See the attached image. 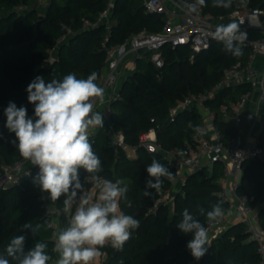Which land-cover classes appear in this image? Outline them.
I'll use <instances>...</instances> for the list:
<instances>
[{
	"label": "trees",
	"instance_id": "1",
	"mask_svg": "<svg viewBox=\"0 0 264 264\" xmlns=\"http://www.w3.org/2000/svg\"><path fill=\"white\" fill-rule=\"evenodd\" d=\"M247 2L253 8L264 10V0H232L227 9L213 7V0H205L202 7L214 16H227ZM108 3L109 0H51L42 9L39 0H0V168L22 158L14 143L15 134L5 127L4 110L12 102L18 108L25 107L28 116L34 117V105L29 103L26 89L36 76L50 82L69 73H74L78 79H86L93 72L98 75L105 67L107 50L104 43L108 35L107 44L111 46L123 43L143 30L155 33L163 27L161 16L146 14L143 0H115L110 34L104 25L93 29L84 27L86 21L97 22ZM23 7L26 9L20 11ZM240 48L243 54L237 57L228 52L221 41H213L210 49L197 54L185 46L176 49L166 46L162 68L144 59L134 70L127 72L120 98L111 104L108 121L89 136V140L101 161L102 170L96 174L100 178L98 181L101 184L105 179L123 181L121 187L126 185L128 191L126 199L119 200V208L139 220V228L132 231L131 238L117 255V249L110 244L100 248V253L105 256L103 264L260 263L257 244L248 240L243 223L230 226L199 260L193 258L187 248L192 235L182 233L177 227L185 209L204 226L209 221L206 215L199 214L198 208L207 212L214 204H220L227 212L228 206L220 197L219 180L223 177L220 163L211 170L201 168L189 175L185 184L176 189L171 204L160 201L173 188L171 178L162 177V186L158 190L147 189L152 195H144L149 178L146 167L153 160L167 167L172 175L174 168L165 161L162 153H149L140 147L141 136L156 129L157 142L164 150L186 155L196 129L202 124V114L199 109L192 108L172 119L171 109L189 95L208 92L220 82L226 68L246 60L250 49ZM246 90L247 86L223 90L209 102L217 114V128L226 137L233 136L235 128L224 121L220 108L236 101ZM112 131L124 134L128 150L136 151V157H131L125 149L116 151ZM88 175L80 170L82 190L78 191L67 211L64 196L54 201L61 211L64 228L69 225L80 195L93 186V182L86 179ZM238 193L253 198L254 204L260 207L264 227V161L252 158L244 163ZM26 223H31L33 228L41 227L33 235L30 230L23 229ZM17 235L25 237V252L37 241L46 243V252L51 257L48 264H54V230L47 214L44 192L33 183V178L0 189V256L8 259L9 264H18L6 252L11 239Z\"/></svg>",
	"mask_w": 264,
	"mask_h": 264
},
{
	"label": "built area",
	"instance_id": "2",
	"mask_svg": "<svg viewBox=\"0 0 264 264\" xmlns=\"http://www.w3.org/2000/svg\"><path fill=\"white\" fill-rule=\"evenodd\" d=\"M50 1L39 0L42 9H45ZM114 4L115 0H109L108 7L100 13L97 22L86 21L84 27L93 29L104 25L110 34ZM188 5H196V0H143L146 14L163 18L162 29L155 33L143 30L128 37L123 43L111 46L107 44L109 35L106 37L105 67L96 80L103 88L105 97L102 102L98 98L94 99L93 110L103 115L104 123L108 121L112 113V102L120 98L122 84L119 80L125 67H130L128 71H132L140 60L146 59L157 68H162L165 64L164 47L176 49L185 46L194 54L201 53L210 49L213 41H217L212 33L218 25L232 22L241 24L240 31L247 36L245 41L237 46L250 49L247 59L237 61L226 68L220 82L211 90L200 95L187 96L170 111L172 119L184 110L196 108L201 111L202 124L192 137L193 144L188 145V153L179 155L176 151L164 150L157 142L156 129H151L141 136L140 147L149 153H162L165 161L174 168L171 177L173 188L160 200L164 204L172 203L175 191H178L176 189L185 184L189 175L201 168L211 170L216 163H220L223 166V177L219 180L220 197L223 203L227 204L228 210L222 218L206 224V246L209 249L215 239L230 226L240 222L245 225L248 240L257 244L259 264H264V227L260 219V207L254 204L253 198L238 193L244 163L252 158L264 161V10L253 8L247 2L227 16H214L206 13L199 5H196L195 11H190ZM25 9L19 8L20 11ZM260 58L263 59L262 65L258 63ZM239 86H247V90L241 93L236 101L223 104L220 108L224 121L235 128V134L226 137L217 128V114L209 102L221 91ZM102 105L103 110H99ZM99 128L91 129L90 136ZM111 138L116 151L128 150L123 133L112 131ZM38 171L37 166H33L24 158L10 165H2L0 189L20 185L23 181L35 177ZM44 199L56 241L57 234L64 229L61 211L55 202L51 201L47 192H44Z\"/></svg>",
	"mask_w": 264,
	"mask_h": 264
},
{
	"label": "clouds",
	"instance_id": "3",
	"mask_svg": "<svg viewBox=\"0 0 264 264\" xmlns=\"http://www.w3.org/2000/svg\"><path fill=\"white\" fill-rule=\"evenodd\" d=\"M231 4L232 0H213V7L227 9ZM196 5L205 6V0H196ZM196 5H188L189 10L195 11ZM240 25L236 22L221 24L212 33L214 39L223 42L225 49L237 57L243 54L237 45L247 36L240 31ZM96 80L95 72L86 79L69 73L50 82L36 76L26 89L29 103L34 105V117L28 116L25 107L18 108L12 102L4 110L5 127L15 134L14 143L19 154L39 169L33 183L47 192L51 201L64 196L65 211L82 190L81 169L89 174L86 179L90 183L100 179L96 174L102 170L101 161L89 140L91 129L104 126L103 115L93 110L94 99L102 102L104 95ZM146 171L149 177L144 190L146 197L152 195L147 189L158 190L162 186V177H172L169 169L156 160ZM122 184L121 180H103L98 201L94 203L80 195L69 225L57 234L54 251L59 258L55 264H92L105 245L122 249L132 231L139 228V220L119 208V200L126 199L128 191L126 185L121 187ZM128 206L131 207L130 201ZM198 212L206 215L209 222L225 215L220 204H214L207 212L200 207ZM182 217L177 227L182 233L192 235L187 248L193 258L199 260L208 251V230L188 209L183 211ZM22 227L34 235L41 225L33 228L31 223H26ZM24 242L23 235L13 237L6 248L8 256L18 264H48L51 257L46 252V243L37 241L25 252ZM0 264H9V260L0 256Z\"/></svg>",
	"mask_w": 264,
	"mask_h": 264
},
{
	"label": "rangeland",
	"instance_id": "4",
	"mask_svg": "<svg viewBox=\"0 0 264 264\" xmlns=\"http://www.w3.org/2000/svg\"><path fill=\"white\" fill-rule=\"evenodd\" d=\"M55 57H56V54L54 53L53 58ZM128 154L131 157H136V151L134 150H128ZM100 186H101V183L97 181V182H93V186L90 189H85L83 195L86 196V198L89 200V203H94L95 201H98ZM58 258H59L58 253H56L54 264ZM104 260H105V256L100 253V255H98L95 258L92 264H103Z\"/></svg>",
	"mask_w": 264,
	"mask_h": 264
},
{
	"label": "crops",
	"instance_id": "5",
	"mask_svg": "<svg viewBox=\"0 0 264 264\" xmlns=\"http://www.w3.org/2000/svg\"><path fill=\"white\" fill-rule=\"evenodd\" d=\"M258 63L260 64V65H262V63H263V59H259V61H258ZM128 70H130V67H125V70H124V72L122 73V75L120 76V80H119V83L120 84H123V81H124V79H125V76H126V73L128 72ZM103 97H105V96H103ZM105 99V98H104ZM103 105L102 106H100L99 107V110H103ZM99 183H101L100 181H98ZM95 202H97V201H95Z\"/></svg>",
	"mask_w": 264,
	"mask_h": 264
},
{
	"label": "water",
	"instance_id": "6",
	"mask_svg": "<svg viewBox=\"0 0 264 264\" xmlns=\"http://www.w3.org/2000/svg\"><path fill=\"white\" fill-rule=\"evenodd\" d=\"M123 248V247H122ZM121 249H119V250H117L116 252H115V255H117L118 254V252L120 251Z\"/></svg>",
	"mask_w": 264,
	"mask_h": 264
}]
</instances>
